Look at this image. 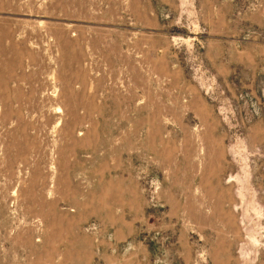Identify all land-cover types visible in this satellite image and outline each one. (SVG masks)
I'll return each instance as SVG.
<instances>
[{
	"label": "rangeland",
	"instance_id": "1",
	"mask_svg": "<svg viewBox=\"0 0 264 264\" xmlns=\"http://www.w3.org/2000/svg\"><path fill=\"white\" fill-rule=\"evenodd\" d=\"M0 264H264V0H0Z\"/></svg>",
	"mask_w": 264,
	"mask_h": 264
}]
</instances>
